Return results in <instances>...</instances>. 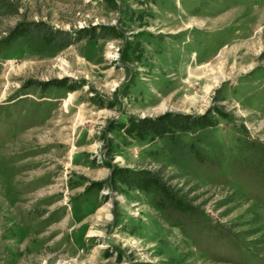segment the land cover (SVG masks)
Masks as SVG:
<instances>
[{
	"label": "rangeland",
	"instance_id": "obj_1",
	"mask_svg": "<svg viewBox=\"0 0 264 264\" xmlns=\"http://www.w3.org/2000/svg\"><path fill=\"white\" fill-rule=\"evenodd\" d=\"M5 1L0 264H264V0Z\"/></svg>",
	"mask_w": 264,
	"mask_h": 264
},
{
	"label": "trees",
	"instance_id": "obj_2",
	"mask_svg": "<svg viewBox=\"0 0 264 264\" xmlns=\"http://www.w3.org/2000/svg\"><path fill=\"white\" fill-rule=\"evenodd\" d=\"M0 1L5 3V7L10 6V4H8V2L6 3L5 0ZM28 26L29 27H26V29L29 33H32L44 39L53 40L60 43L70 42V40L67 39V34L65 35L63 32H59L58 29L54 30L44 22H31Z\"/></svg>",
	"mask_w": 264,
	"mask_h": 264
}]
</instances>
